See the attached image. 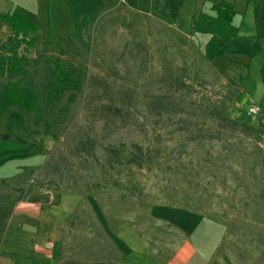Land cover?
Masks as SVG:
<instances>
[{"label": "rangeland", "instance_id": "374dc122", "mask_svg": "<svg viewBox=\"0 0 264 264\" xmlns=\"http://www.w3.org/2000/svg\"><path fill=\"white\" fill-rule=\"evenodd\" d=\"M30 1L49 35L38 34L30 56L60 57L85 79L58 102L49 133L33 126L0 140V153L30 150L0 157L4 222L14 206L74 197L67 220L100 239L89 246L96 255L112 253L117 221L187 214L220 231L215 264H264V124L247 115L259 104L255 83L250 102L237 78L212 65L209 34L181 33L171 16H149L144 0H114L104 16L86 14L97 0ZM10 34L1 27L0 43Z\"/></svg>", "mask_w": 264, "mask_h": 264}, {"label": "crops", "instance_id": "0c3cea01", "mask_svg": "<svg viewBox=\"0 0 264 264\" xmlns=\"http://www.w3.org/2000/svg\"><path fill=\"white\" fill-rule=\"evenodd\" d=\"M186 0H144L141 5L149 16H171L173 26L181 33H198L193 30L194 16L203 11L215 15L214 1L193 0L190 23L187 27L177 25ZM234 3L236 14L233 24L239 29V37L219 58H211L212 65L227 77L239 82L241 91L251 102L252 82L255 83L259 105L264 112V0H227ZM114 0H97V16H104L113 7ZM159 10L155 13V5ZM27 0H0V12L9 13L20 9L39 24L42 12ZM140 5V6H141ZM258 7V10H257ZM91 16V15H90ZM47 34V33H46ZM48 35V34H47ZM49 36V35H48ZM211 35L209 34V39ZM50 40V37H49ZM209 41V40H208ZM207 44V43H206ZM210 51V50H209ZM254 69V70H252ZM73 197V196H71ZM75 198L65 199L61 204L41 206L21 204L7 211L8 221L1 217L0 207V264H215L221 240L220 231L209 223L194 222L187 214L180 219L153 215L154 220H141L139 214L129 220L113 224L112 253L90 254V244L100 239L89 233L79 236L68 218L73 214ZM157 210L156 212H159ZM6 212V210H5ZM155 212V211H154ZM165 212V211H164ZM6 216V217H7Z\"/></svg>", "mask_w": 264, "mask_h": 264}, {"label": "trees", "instance_id": "16d2710c", "mask_svg": "<svg viewBox=\"0 0 264 264\" xmlns=\"http://www.w3.org/2000/svg\"><path fill=\"white\" fill-rule=\"evenodd\" d=\"M212 10L215 15L200 11L194 16L193 30L211 35L206 47L211 58H219L239 37V29L233 24L236 14L233 2L214 1ZM4 26L11 34L0 43V124L6 119V130L0 134V140L9 142L19 132L31 131L33 126L49 133L56 105L68 91L73 95L82 91L85 73L60 57H31V50L39 40V24L20 9L0 12V28ZM48 43L56 44L50 40ZM60 52L64 54V50ZM261 72L264 80V64ZM136 149L142 152L141 147ZM29 151V148L4 151L0 157L24 155ZM137 157L138 154H132L129 161L141 166Z\"/></svg>", "mask_w": 264, "mask_h": 264}, {"label": "built area", "instance_id": "2783aa9c", "mask_svg": "<svg viewBox=\"0 0 264 264\" xmlns=\"http://www.w3.org/2000/svg\"><path fill=\"white\" fill-rule=\"evenodd\" d=\"M247 115L251 120L257 121L259 124H264V112L259 104L250 103L247 109Z\"/></svg>", "mask_w": 264, "mask_h": 264}]
</instances>
